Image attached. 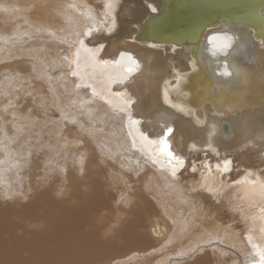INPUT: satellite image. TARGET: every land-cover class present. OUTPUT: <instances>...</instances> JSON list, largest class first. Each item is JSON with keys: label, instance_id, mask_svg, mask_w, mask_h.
<instances>
[{"label": "bare ground", "instance_id": "1", "mask_svg": "<svg viewBox=\"0 0 264 264\" xmlns=\"http://www.w3.org/2000/svg\"><path fill=\"white\" fill-rule=\"evenodd\" d=\"M163 4L0 0V233L38 224L33 248L63 245L60 264H262L264 27L138 39Z\"/></svg>", "mask_w": 264, "mask_h": 264}, {"label": "water", "instance_id": "2", "mask_svg": "<svg viewBox=\"0 0 264 264\" xmlns=\"http://www.w3.org/2000/svg\"><path fill=\"white\" fill-rule=\"evenodd\" d=\"M262 8L264 0H164L160 13L146 19L144 31L137 37L159 44L188 43L198 47L199 41L209 34L205 29L220 21L264 27ZM158 17L161 19L156 20ZM258 34L264 36V31L259 30ZM174 104L183 107V102Z\"/></svg>", "mask_w": 264, "mask_h": 264}, {"label": "rangeland", "instance_id": "3", "mask_svg": "<svg viewBox=\"0 0 264 264\" xmlns=\"http://www.w3.org/2000/svg\"><path fill=\"white\" fill-rule=\"evenodd\" d=\"M256 14L261 15V13L257 10H256ZM160 19H161V17L156 18V20H160ZM228 136H229V134L225 133V137L228 138ZM3 209L7 211L6 215L8 217H11V215L14 214V212L12 211V208L3 206ZM106 212L108 215L109 211H106ZM33 230H36L37 234L41 237V233L39 230H42V229L38 224H35L34 226L31 225L29 231L26 232V230L23 227H19V226L16 227L15 225H12V223H9V228L6 229L4 233L3 232L0 233V264H54V263L60 264V263H65V262H72V261L64 260L65 256H66V251L63 248V245H53L51 243H48V244H50V248H51V252H48L49 254H47V253L43 254L42 252H40V250L36 251L35 248L38 249L37 248L38 246L36 244L32 243V239H33L32 238V235H33L32 231ZM42 232L46 233V232H48V230L47 229L45 231L42 230ZM114 235H115V233L112 235L114 238L111 237V239L113 238L115 242H111L112 240H110V239L109 240L111 243H116L118 245L110 244V242L108 241V243L111 246L114 245L113 246L114 249H112L113 247H111L110 250H112L115 254H117V252L119 254L121 252L124 253V250L123 251H121V250H122L124 245H127V242L123 243L122 241L117 239L118 238L117 233L115 236ZM41 239H42V237H41ZM118 242H120L121 245ZM23 243L30 246L28 248V250H24L21 247V246L25 247ZM108 243L106 245H109ZM33 247H35V248H33ZM115 247L118 248L117 249L118 251L116 250ZM124 247L127 249V246H124ZM29 251L31 253L32 252L33 253L36 252V253L35 254L32 253V255H31V253ZM91 257H92L91 255H88V256L84 257L80 262L81 263L86 262V261L90 262V261H92V258H93V257L92 258Z\"/></svg>", "mask_w": 264, "mask_h": 264}, {"label": "snow or ice", "instance_id": "4", "mask_svg": "<svg viewBox=\"0 0 264 264\" xmlns=\"http://www.w3.org/2000/svg\"><path fill=\"white\" fill-rule=\"evenodd\" d=\"M152 11H156L155 8L152 9ZM92 34V30L89 29L88 31H86L85 33H83V35L85 37H88V36H91ZM78 43L80 45V48H83L85 51L89 52V53H92L93 55L98 52L100 50V48L103 47V45H100V48H97V49H90V48H86L85 46V43H84V40L83 39H80L78 40ZM228 45L225 44L224 47H227ZM79 51L80 49H77V52H76V56L79 57ZM127 57V61H128V67H127V72L128 73H132L136 68L139 67V63L138 61L135 60L134 57H132L130 54H127V53H122L121 54V60H124V58ZM104 64H107L108 61H104L103 62ZM71 75L73 77H76L77 76V72L76 71H72L71 72ZM224 75H229V73L227 72V66L225 65V72H224ZM77 87H79V85H77ZM95 89H93V95H95ZM165 96H166V93H165ZM128 103H131V101H129ZM123 110V109H122ZM130 123H139L138 121H132L131 118H130ZM173 132V128L171 127H168L166 129V132H165V137L160 141V143L163 144V148H162V151L163 152H166L168 157L172 160H175L176 163L180 166V167H183L184 165V160L182 157H179L177 155H175L172 151H170V146H169V143H168V140H167V136L170 135L171 133ZM145 140H147V137H144ZM148 143H156L155 141H148ZM231 164V161L230 160H226L224 162V171H228V165ZM219 167V165L217 166ZM171 175L173 177L176 176V171L175 169H173L171 171ZM261 261H262V264H264V253L261 254Z\"/></svg>", "mask_w": 264, "mask_h": 264}]
</instances>
